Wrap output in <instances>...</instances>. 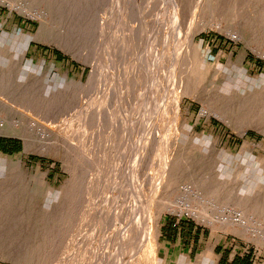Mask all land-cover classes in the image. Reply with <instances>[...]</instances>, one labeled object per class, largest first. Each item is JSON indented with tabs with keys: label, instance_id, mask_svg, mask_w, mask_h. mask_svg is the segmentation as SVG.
I'll return each mask as SVG.
<instances>
[{
	"label": "rangeland",
	"instance_id": "374dc122",
	"mask_svg": "<svg viewBox=\"0 0 264 264\" xmlns=\"http://www.w3.org/2000/svg\"><path fill=\"white\" fill-rule=\"evenodd\" d=\"M53 2L60 7L54 18L50 12ZM20 3L23 6L19 8ZM263 3L0 0V36H5L0 44L8 47L2 50L7 56L14 50V32L38 31V12L54 19L53 40L31 41L22 66L34 61L23 71L31 73L38 96L57 98L62 91H70V99L57 102L58 106L32 99L34 104L49 110L60 107L61 117L74 119L68 128L55 126L50 144L31 143L29 150L22 136L0 133V138L17 139L22 144L15 153L0 150V264H123L120 257L129 253L128 246L121 245L125 216L132 208L130 195L138 200L140 222L163 202L175 206V211H164L159 221V264H234L235 258L245 255L253 264H264V216L252 209L247 213L236 198H221L211 190L212 183L224 175L229 184L223 186L231 189L224 190L225 194H231L235 186L264 193V19L260 23L258 18L264 15ZM252 16L254 32L247 22ZM116 20L119 26H115ZM217 23L219 27L211 26ZM70 24L84 27L80 33L84 37L76 36ZM96 28L102 35L95 34ZM193 28L194 46L190 49L186 38ZM90 33L94 38L84 41ZM75 37L82 39L77 42ZM57 39H67L69 44L61 46ZM107 39L114 45L117 42V48L107 44ZM123 45L127 50L119 56ZM56 51L66 58L58 60ZM202 59L207 71L201 67L196 80L193 68ZM3 64L10 72L5 73L7 80L19 75L21 68L10 58ZM94 68V82L70 90V80L87 83ZM223 85L227 93L239 96L232 107L209 97ZM175 94H182L180 114L174 113ZM140 103H144L142 107ZM248 106L256 107L257 119L262 116L259 125L250 119L251 113L246 116ZM20 109L29 122L47 126L31 111ZM20 119L19 114L12 116L0 109V121L15 123ZM34 127L35 132H43V127ZM19 159L20 167L13 164ZM131 187L137 190L121 202L119 198ZM204 212L216 221L202 218ZM227 215L233 222L240 218L244 223L235 220L236 225L224 227L218 218ZM138 264L153 263L143 258Z\"/></svg>",
	"mask_w": 264,
	"mask_h": 264
},
{
	"label": "bare ground",
	"instance_id": "6f19581e",
	"mask_svg": "<svg viewBox=\"0 0 264 264\" xmlns=\"http://www.w3.org/2000/svg\"><path fill=\"white\" fill-rule=\"evenodd\" d=\"M2 1H4V0H2ZM34 1H36V2H45L46 0H34ZM21 5H19V8L20 7H22L23 6V4L22 3H20ZM264 4V3H263ZM61 6V5H60ZM64 6V5H63ZM62 7V6H61ZM63 8V7H62ZM59 9H60V7H59V5L58 4H56L55 2H53V3H51V9H50V12H51V14H52V17L54 18V15H55V13L57 12V11H59ZM66 10V9H65ZM68 11V10H67ZM60 12V11H59ZM65 12V11H64ZM73 12V11H72ZM69 13V12H68ZM74 13V12H73ZM78 13V12H77ZM70 14V13H69ZM112 13H110V15H111ZM259 14V13H258ZM262 14H264V13H262ZM71 15V14H70ZM74 15V14H73ZM36 16L37 17H39L40 19H41V26H40V28L38 29V31L36 32V33H34V34H32V33H30V32H27V33H23L22 31H16V32H14L13 33V35L11 36V40H12V42H13V44H12V47L14 48V50H13V52L11 51V53L9 54V56H7V55H5L4 53H3V49H8V47H4V46H2L1 44H0V109L2 110V109H4V110H6L7 112H9V113H11V115L12 116H14V115H16V114H19L20 116H21V119L18 121V122H13V121H8V122H5V121H0V133H6V134H15V135H19V136H22L24 139H25V142H26V150H29V148H30V144L32 143H37V142H39V143H42V144H44V145H48V144H50L52 141H53V139H55V135H56V131H55V126L56 127H59L60 128V126H62V128H63V126L64 127H66V128H68V127H70L71 125H72V122H73V118L71 119L70 117H61L60 116V111H59V108L60 107H52V108H50V110L49 109H41V108H39L38 106H36L35 104H34V102L32 101V99H37V100H40V101H43V102H53L54 104L56 103V105L58 104V103H63V102H65V101H67L68 99H70L69 98V93H70V91L69 92H67V91H62V93L60 94V95H58V97L57 98H54V96H50V97H43V96H38V90H39V88H38V86H37V84H36V82H35V80H33V78H32V76H30L31 75V73L30 74H26V73H24V71H23V69L24 68H31V66H33L34 65V61H28L27 62V64H26V66L24 65V66H22L23 64H24V61H25V59L27 58V51H28V48H29V46H30V43H31V41H47V40H49V38L51 37V40H53V38H54V30H55V28H56V26L54 25V23H53V21H54V19L53 18H51V19H49L48 17H47V14L45 13V12H38L37 14H36ZM35 16V17H36ZM67 16V15H66ZM74 16H76V15H74ZM81 15L79 14V17H80ZM260 16V15H259ZM262 16H264V15H262ZM262 16H260V17H258L259 18V20L261 19L262 21H263V19H264V17H262ZM107 17H109V15L107 16ZM112 17H113V14H112ZM112 17H111V19H112ZM117 17V16H116ZM115 16H114V18L113 19H117ZM38 18V19H39ZM60 18V17H59ZM66 18H68V17H66ZM70 18H72L71 20H73V17H72V15H71V17ZM76 19L78 18V14H77V16L75 17ZM74 18V19H75ZM82 19H83V16L81 17ZM85 18V17H84ZM87 18V17H86ZM90 19V18H89ZM119 19V18H118ZM122 19V18H121ZM53 20V21H52ZM64 20H66V19H64ZM86 20V19H85ZM87 20H88V18H87ZM87 20H86V23L90 26V24L87 22ZM103 20V19H102ZM254 20V18H253V16H252V18L251 19H249V21H247V22H249V26H250V28L252 29V31L256 28H254V25H253V23H252V21ZM261 20H260V23H261ZM76 21V20H75ZM97 21V23H98V20H96ZM106 21H107V19H106ZM119 21V20H118ZM122 21H123V19H122ZM245 21V20H244ZM72 21H70L69 20V23H71ZM77 22V21H76ZM81 21H80V18H79V20H78V22L77 23H80ZM84 22V21H83ZM90 22V21H89ZM103 22H105V20H103ZM110 22H112V21H110ZM114 22V21H113ZM116 22H117V20H116ZM115 22V23H116ZM121 22V21H120ZM125 22V21H124ZM73 23V22H72ZM93 25H94V23L95 22H91ZM97 23L95 24V25H97ZM100 24H101V21L99 22ZM263 23H264V21H263ZM87 24H84V25H86V26H88ZM100 24H99V28L101 29V31L103 30V26L102 27H100ZM104 24H106V22L104 23ZM108 24V23H107ZM113 24V23H112ZM111 24V28H112V26H114V25H112ZM118 24V22L116 23V25L115 26H119V25H117ZM73 24H70V30L72 31L73 29H74V32H76V34L75 33H72V32H70L69 31V33H72V35L73 34H75L76 36L78 35V37H79V35H81L82 33H83V30H84V27L82 28H80V27H77V25H76V27L73 25ZM84 25H82V26H84ZM101 25H103V23L101 24ZM122 25V24H121ZM208 25H210V24H208ZM115 26H114V28H115ZM124 25H122V27H123ZM212 27L213 26H217V27H219L220 25L217 23V24H215V25H211ZM264 26V25H263ZM69 27V26H68ZM90 27H92L93 28V26H90ZM97 27H98V25H97ZM107 27H109V26H107ZM194 27V26H193ZM87 28V27H86ZM86 28H85V30H86ZM89 28V27H88ZM105 28H106V26H105ZM111 28H109V29H111ZM124 28V27H123ZM81 29V30H80ZM83 29V30H82ZM91 29V28H90ZM99 29V30H100ZM108 29V28H107ZM121 29V28H120ZM87 30H89V29H87ZM92 30V29H91ZM97 28L95 29V34H97L96 32L97 31H99V30H97ZM105 30V29H104ZM104 30L102 31V32H104ZM114 30V29H113ZM117 30V29H116ZM115 30V31H116ZM118 30H119V28H118ZM126 30V29H125ZM131 30V29H130ZM200 30V29H199ZM109 31V30H108ZM124 31V30H123ZM129 31V30H128ZM87 32V31H86ZM89 32H91V31H89ZM88 32V33H89ZM130 32V31H129ZM194 32H195V30H194V28L193 29H190L189 30V32H188V36H187V38H186V45L191 49L193 46H194ZM254 32V31H253ZM79 33V34H78ZM81 33V34H80ZM92 33H94V32H92ZM92 33H90L88 36H87V38H85V40H84V38H83V40L84 41H86L87 39H88V37H93V35H91ZM98 33H100V35H102L101 34V32H98ZM105 33H106V30H105ZM110 33V32H109ZM118 33V32H117ZM66 34H67V32H66ZM84 34L85 35H87V33H85V31H84ZM111 34V33H110ZM123 34V33H122ZM124 34H126V32L124 33ZM60 35H61V33H60ZM98 35V34H97ZM96 35V36H97ZM100 35H98V36H100ZM107 35V34H106ZM128 35V34H127ZM62 36V35H61ZM64 34H63V38H64ZM69 36V35H68ZM84 37V35H81V37ZM95 36V35H94ZM120 36H121V34H120ZM1 38L0 39H4L5 38V36L4 35H2V36H0ZM78 37H75V38H77V42L80 40L81 41V39L82 38H80L79 40H78ZM127 37V36H126ZM125 36H124V38H126ZM94 38V37H93ZM93 38L92 39H89V40H91V43H92V47L94 46L93 44V42H92V40H93ZM101 39V38H100ZM103 39V38H102ZM110 39V38H109ZM120 39H122V38H120ZM8 40V39H7ZM7 40H5V41H7ZM70 40V39H69ZM95 40V39H94ZM104 40V39H103ZM57 41L61 44V46H67V44H69V42L67 41V39H65V40H61V39H57ZM74 41H76V39H74ZM79 41V42H80ZM102 41V40H101ZM108 41V39L106 40V43L108 44L109 42H107ZM122 41L124 42V44L126 43L123 39H122ZM113 42V41H112ZM112 42H110V43H112ZM118 42H121V41H119L118 40ZM122 42V43H123ZM6 43V42H5ZM90 43V44H91ZM121 43V44H122ZM82 44V43H81ZM113 44V43H112ZM116 44H117V42L115 43V45L114 46H116ZM84 45V44H83ZM101 45V44H100ZM103 45H104V43H103ZM78 46V45H77ZM82 46V45H81ZM109 46V45H108ZM121 46V45H120ZM124 46V45H123ZM122 46V47H123ZM126 46V45H125ZM125 46H124V49L122 48L121 50H123V51H120L121 52V54L119 55V56H121L122 55V52H125L124 50L126 49L125 48ZM182 46V45H181ZM180 46V47H181ZM86 47V46H85ZM88 47V46H87ZM91 47V48H92ZM102 47H104V46H102ZM106 47H107V45H106ZM105 47V48H106ZM84 48V47H83ZM90 47H88L87 48V50L86 51H88L89 52V49ZM109 48H111V47H109ZM114 48H117V46L116 47H114ZM119 48V47H118ZM181 49V48H180ZM180 49H179V52H180ZM83 50V49H82ZM108 50V49H107ZM111 50V49H110ZM109 50V51H110ZM114 50V49H113ZM113 50L112 51H110L111 53L113 52ZM117 51H118V49H116ZM127 50V49H126ZM182 50V49H181ZM194 50H195V48H194ZM80 51V50H79ZM85 51V52H86ZM115 51V50H114ZM88 52H87V55H88ZM93 52V51H92ZM119 52V51H118ZM118 52L116 53V54H118ZM185 52H187V50L185 49ZM91 53V52H90ZM89 53V54H90ZM109 53V52H108ZM181 53V52H180ZM92 54V53H91ZM90 54V55H91ZM197 54V53H196ZM108 55V54H107ZM113 55V54H112ZM115 55V54H114ZM175 55V54H174ZM92 56V55H91ZM124 56V55H123ZM161 56H162V54H161ZM193 56V55H192ZM93 58L95 57V55L94 56H92ZM112 57V56H111ZM110 57V58H111ZM116 57V56H115ZM114 57V58H115ZM118 57V56H117ZM117 57H116V59H117ZM144 60H145V58H144V56H141ZM140 57V58H141ZM160 57V56H159ZM175 57H176V55H175ZM178 57V56H177ZM8 58H10V61H11V63L12 64H15V65H17L18 67H20L21 68V70H20V73H19V75L17 76V77H15V76H12L11 77V80H7L6 78H5V73H10V72H8V69H7V67L5 66V64H3V63H5V61L8 59ZM88 58V57H87ZM93 58H90V59H92L93 60ZM109 58V57H108ZM121 58V57H120ZM119 58V59H120ZM179 58V57H178ZM190 58V57H189ZM89 59V61H91ZM95 59H99V57L97 58V56H96V58ZM119 59H118V61H116L117 63L119 62ZM122 59V58H121ZM142 59V60H143ZM108 60H111V59H108ZM113 60H115V59H113ZM139 60H141V59H139ZM143 60V61H144ZM147 60V59H146ZM145 60V61H146ZM191 60V59H190ZM106 61H107V58H106ZM105 61V62H106ZM120 61H122V60H120ZM144 61V62H145ZM157 61H159V59L157 60ZM156 61V62H157ZM195 61V60H194ZM96 62V61H95ZM141 62V61H140ZM143 62V63H144ZM147 62V61H146ZM193 62V61H192ZM97 63H99V62H97ZM111 63V62H110ZM113 63H114V61H113ZM116 63V64H117ZM121 63H123V61L121 62ZM142 63V62H141ZM149 63V62H148ZM148 63H146L145 64V66L146 65H148ZM107 64V63H106ZM112 64V63H111ZM115 64V63H114ZM113 64V65H114ZM115 64V65H116ZM120 64V63H119ZM110 65V64H109ZM108 65V66H109ZM118 65V64H117ZM116 65V66H117ZM143 65V64H142ZM94 66H96V64H94ZM99 66V65H98ZM141 66V65H140ZM149 66H150V64H149ZM201 67H204L205 68V71H207L206 70V65H205V62L203 61V59L202 60H200L197 64H195V67L193 68V73L195 74V76H196V80L197 79H199V76H201V73H200V71H199V69H201ZM95 68H97V66L95 67ZM94 68V70L91 72V74H90V76H89V81L87 82V83H84V82H82L81 80H80V82H75L74 80H70L69 81V88H70V90H72V89H84L85 87H87L89 84H91V82H94L95 80H93L94 78H96L97 76L95 75V73H97L96 71V69ZM142 69H143V67H141ZM150 68H151V66H150ZM48 69V68H47ZM53 69V68H52ZM98 69V68H97ZM145 69H149V68H145ZM141 71V70H140ZM204 71V76H205V74H206V72ZM139 72V71H138ZM146 72H147V70H146ZM192 73V72H191ZM67 75V74H66ZM96 77H95V76ZM190 75H192V74H190ZM194 76V77H195ZM66 77V76H65ZM192 77V76H191ZM179 79H182L181 77L179 78ZM187 79H188V77H187ZM193 79V78H192ZM202 79V78H201ZM115 80V79H114ZM113 80V81H114ZM190 81V80H189ZM53 82V81H52ZM190 82H192V80L190 81ZM195 86H197L196 84H195ZM188 87V86H187ZM186 86L184 87V89L185 88H187ZM192 87V86H191ZM188 88H190V86L188 87ZM187 88V89H188ZM226 88V87H225ZM146 89V88H145ZM182 89H183V87H182ZM186 89V91H188V90H190L191 91V89H188L187 90ZM147 90V89H146ZM149 91H150V89H149ZM186 91H184L185 93H186ZM147 91H145V93H146ZM183 92V93H184ZM210 93V92H209ZM255 93H256V91H255ZM111 94V93H110ZM152 94H154V93H152ZM188 94V93H187ZM190 94V93H189ZM259 94V93H258ZM66 96V97H65ZM147 96V95H146ZM145 96V99H144V101L146 102V97ZM56 97V96H55ZM148 97H150V99H151V95L150 96H148ZM209 97H210V99L211 100H213L214 102H221V103H225V105H227L228 107H232V106H234L235 104H237L238 103V95H236V94H229V93H227V91H225L224 90V85L222 86V88L219 90H217L214 94H209ZM144 98V97H143ZM173 99V98H172ZM246 99V98H245ZM36 100V101H37ZM181 100H182V94H179V95H174V99H173V108H174V113H176V114H178L179 113V111H180V103H181ZM238 100V101H237ZM262 100V99H261ZM151 101V100H150ZM58 102V103H57ZM148 102V101H147ZM245 103H246V101H245ZM248 103V102H247ZM37 104H38V101H37ZM40 104H41V102H40ZM141 104V103H140ZM144 104V103H143ZM143 104H141V107L143 106ZM148 104H149V102H148ZM16 105V106H15ZM55 105V106H56ZM58 106V105H57ZM81 106V105H80ZM83 106V105H82ZM145 106H147V105H145ZM20 107L22 108L23 107V109H26V110H28V111H31L33 114H35V115H37V117H39V119H42V120H44L47 124V126H45V125H41V122L39 123V122H37V121H35V122H31V120H30V122H29V119H28V116L26 115L27 113L25 112V111H23V110H21L20 109ZM86 106H84L83 108H85ZM87 109H89V108H87ZM85 110H86V108H85ZM91 110V109H90ZM89 110V112H87V111H85V112H87V113H91V111ZM254 110H255V113H254ZM140 111V110H139ZM146 111V110H145ZM83 112V111H82ZM142 112V111H141ZM249 113H251V115L249 116L250 117V119H252L253 120V122H255V123H258V125L262 122V121H258V119H259V117L261 116H259L258 117V119H257V114H258V110L256 109V107L255 106H248V109H245V114H246V116H247V114H249ZM31 114V113H30ZM89 114H87L88 116H89ZM180 114V113H179ZM82 115H85V114H82ZM232 115V114H231ZM180 116V115H179ZM80 117V116H79ZM84 117V116H83ZM87 117V116H86ZM248 117V116H247ZM248 117V118H249ZM262 117V116H261ZM81 118V117H80ZM179 118V117H178ZM33 119V118H32ZM250 119H246L247 120V122H249V120ZM180 121V120H179ZM82 122V121H81ZM184 122V121H183ZM260 122V123H259ZM49 123V124H48ZM243 123V125H244V123L245 122H242ZM246 124V123H245ZM263 124V123H262ZM181 125V124H180ZM247 125V124H246ZM254 125V124H253ZM257 125V126H258ZM34 126H39V127H43V132L41 133H37V132H35V127ZM242 126V125H241ZM250 126V125H249ZM256 126V125H255ZM259 127V126H258ZM261 128V127H260ZM259 128V129H260ZM57 129V128H56ZM263 130V129H262ZM244 132V131H243ZM58 134V133H57ZM172 136V135H171ZM181 139H183V138H181ZM168 141V140H167ZM166 142V141H165ZM175 142V141H174ZM186 142V141H185ZM166 144V143H165ZM168 145H169V143H167ZM167 144H166V146H167ZM175 145V144H174ZM165 146V145H164ZM163 147V146H162ZM173 148H174V146H173ZM163 151V150H162ZM167 151V150H166ZM250 151V150H249ZM187 153V152H186ZM164 155L166 154L165 153V151H164V153H163ZM168 154V153H167ZM211 155V154H210ZM250 155V154H249ZM163 156V155H162ZM166 156V155H165ZM168 156V155H167ZM201 156H202V154H201ZM164 157V156H163ZM204 157V156H203ZM165 158V157H164ZM168 158V157H167ZM167 158H166V161H168L167 160ZM169 159V158H168ZM12 160V159H11ZM184 160V159H183ZM199 160V159H198ZM2 161V160H1ZM216 161V160H215ZM13 164H15L16 166H18V167H20L21 166V159H19V160H17V161H15ZM167 164V163H166ZM168 165V164H167ZM211 168V167H210ZM0 175H2V174H0ZM224 175H221L216 181H214L212 184V188L213 189H211V190H213V191H215L216 193H218L219 195H220V197L222 198L223 196H225L224 198H230V197H233V198H236L237 200H239V202L243 205V207H244V210L247 212V213H250V212H248V211H250L251 209H252V211L254 210V211H256V212H258L259 214H262L263 216H264V193H261V192H255L254 193V191H252L251 189H241V190H239V187L238 186H235L234 187V189H233V191H232V193L231 194H225L224 193V190H226V191H228V189H230L228 186L226 187H224L223 186V184H229V180H227L226 179V177H223ZM2 177V176H1ZM133 178V177H132ZM260 178V177H259ZM1 179V178H0ZM132 180H134V179H132ZM136 180H140V179H136ZM135 180V181H136ZM172 181V180H171ZM174 181V180H173ZM191 181H193L192 179H191ZM168 182H169V180H168ZM135 183V182H134ZM193 183V182H192ZM194 183H196V182H194ZM193 183V184H194ZM131 184V183H130ZM137 184H139V183H137ZM171 184V182L168 184V185H170ZM45 185V184H44ZM196 185V184H195ZM139 186H140V184H139ZM167 186V185H166ZM37 189H39V187H38V185H37V187H36ZM139 188V187H138ZM131 191H128V190H126L127 192L124 194L123 193V197L121 198H119V200L121 201V202H123V200H125L124 199V196L125 195H129V194H132V192L133 191H135V190H137L135 187H131ZM174 189V188H173ZM231 190V189H230ZM245 190V191H244ZM128 199H131L132 200V202H130V205H132V208L128 211V213H127V216H125L126 217V225L123 227L124 228V236H123V240H122V245L121 246H128V248H129V253H127V256H125V257H120L121 259H122V262H123V264H138L139 263V261H141L143 258H147V260H149L150 262H152L153 264H159V261L157 260L158 259V257H159V253H158V249H159V241H158V236H159V227H158V225H159V221H160V219H161V217H162V214H163V212L165 211H167V210H169V212H172V211H175V206L174 205H172V203L171 202H168V201H166L165 203L163 202V203H161L162 205H160V207H159V209H157L156 211H154L153 213H152V215H150V217L149 218H147L146 220H145V218H144V222H140V221H138V219H137V216H136V209H137V204H138V200L136 199V198H134L132 195H130L129 196V198ZM129 201V200H128ZM168 203H170L169 205H168ZM122 204V203H121ZM167 204V205H166ZM169 206V207H168ZM238 212V211H237ZM245 212V213H246ZM203 213V212H202ZM255 213V212H254ZM258 213H255V214H258ZM207 215V212H204V216H202V218L204 217V219L205 220H209V222L210 223H214L216 220V218H214V217H208V215ZM211 216V215H210ZM217 216V215H216ZM251 217V216H250ZM220 219V221L223 223L222 225H224V227H227L228 225H236V221H239V222H242V220L239 218V219H235L234 220V222H233V220H232V218L230 217V216H223L222 218L220 217V218H218V220ZM125 220V219H124ZM122 223H123V221H121ZM220 222V223H221ZM238 222V223H239ZM231 223V224H230ZM237 223V224H238ZM242 223H244V222H242ZM124 224V223H123ZM122 224V225H123ZM211 225V224H210ZM239 225V224H238ZM243 225V224H242ZM120 228V227H119ZM122 233V232H121ZM120 235V234H119ZM263 236V235H262ZM120 237H121V235H120ZM135 249V250H134ZM160 264H166V262L164 261V262H160ZM179 264V263H178ZM183 264V263H182Z\"/></svg>",
	"mask_w": 264,
	"mask_h": 264
},
{
	"label": "trees",
	"instance_id": "16d2710c",
	"mask_svg": "<svg viewBox=\"0 0 264 264\" xmlns=\"http://www.w3.org/2000/svg\"><path fill=\"white\" fill-rule=\"evenodd\" d=\"M44 49V48H43ZM48 49V48H47ZM46 49V50H47ZM55 55L58 60H63L66 57L62 55L61 52L56 51ZM21 141L17 139H8V138H0V150L3 152H10L15 153L21 150ZM234 264H253L251 261H249V256L245 255L242 258L237 259Z\"/></svg>",
	"mask_w": 264,
	"mask_h": 264
},
{
	"label": "crops",
	"instance_id": "0c3cea01",
	"mask_svg": "<svg viewBox=\"0 0 264 264\" xmlns=\"http://www.w3.org/2000/svg\"><path fill=\"white\" fill-rule=\"evenodd\" d=\"M239 258H242V257H237V258H235V261H236L237 259H239ZM235 261H234V262H235Z\"/></svg>",
	"mask_w": 264,
	"mask_h": 264
}]
</instances>
